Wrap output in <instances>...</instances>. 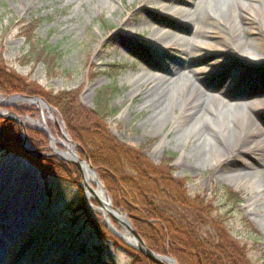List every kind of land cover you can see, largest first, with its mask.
<instances>
[{
  "label": "rangeland",
  "instance_id": "rangeland-1",
  "mask_svg": "<svg viewBox=\"0 0 264 264\" xmlns=\"http://www.w3.org/2000/svg\"><path fill=\"white\" fill-rule=\"evenodd\" d=\"M179 1L184 5L176 3L162 12L168 1L0 0V56L7 70L43 91L52 94L77 92L78 103L85 109H91L98 90L114 84L117 91L109 104L113 114L106 122L107 133L120 146L141 150L154 166L164 157L170 159L171 176L184 184L188 196L212 201L217 209L215 214L227 217L226 228L230 235L246 246L250 262L264 264V160L260 162V153L252 151V154L240 156L247 166L245 174H248L242 178L224 173L223 169L232 164V160L220 158L212 152L206 155L202 166L192 168V150L198 140L196 129L199 124L192 122L189 107L182 108L183 91L180 87L175 97L165 104L166 112L161 121L150 119L151 111L140 102L139 96L147 87L144 84L147 72L158 73L157 64L161 56L182 57L179 46L175 48L172 44H177L178 39L184 36L186 43L180 49L192 47L191 29L181 22L180 15L173 16V11L183 10L187 4V0ZM254 3L264 8L260 0H254ZM141 20L149 25H154L153 22L174 24L184 33L165 29L175 35L173 40L149 45L146 43L148 28L139 25ZM241 20L245 26L258 29L257 16L253 10L244 14ZM28 22H36L32 33L34 39L57 48L61 54L58 69L55 70L57 76L49 77L41 63L22 62L28 52L22 29ZM201 42L207 44L210 51L215 49L216 39H201ZM261 45L264 46V38H261ZM210 51H203L195 60L196 68L210 72L204 76L201 86L215 87L214 93L221 92V87H224L227 91L224 99L228 104L241 103L242 96H237L236 92L238 83L233 77L234 71L223 79L215 76L217 68L208 65L211 61L204 57ZM231 57L238 59L229 52L226 55L220 53L215 59L226 63ZM23 107L28 106L20 105L7 111L15 113L13 110H16L15 114L26 123L25 135L26 128L35 130L33 124L25 121L26 118L35 123H41L44 118L52 136L61 139L53 121L46 120L45 111L42 117L33 107L30 109H33L35 116L33 113H19ZM212 107L218 112L211 118L213 125L219 128L229 124L238 132L242 147L252 149L256 142L264 141L263 108L252 115L254 126L251 127L241 117L249 109L240 107L221 116L223 107L218 104H212ZM53 118L68 135L55 110ZM260 131L263 135H259ZM46 143L49 151L47 140ZM56 147L65 151L60 146ZM76 153L80 157L77 146ZM80 159L85 160L82 157ZM72 181L54 177L45 181L38 169L25 159L0 153V236L12 234L10 242L19 244L9 264H24L29 259V247L24 249L20 244L23 231H29L28 239L31 240L32 248L35 243L40 249L55 243L59 250L62 249V258L73 257L75 264H133L127 248L135 250L122 240V235L127 234V231L104 213L88 188L95 192L96 187L90 181L87 182L88 187L83 185L80 174L76 181ZM225 189L236 193L240 202L235 204L228 200ZM14 209L31 222L32 228L12 233V215L6 214L13 213Z\"/></svg>",
  "mask_w": 264,
  "mask_h": 264
},
{
  "label": "trees",
  "instance_id": "trees-1",
  "mask_svg": "<svg viewBox=\"0 0 264 264\" xmlns=\"http://www.w3.org/2000/svg\"><path fill=\"white\" fill-rule=\"evenodd\" d=\"M35 26L36 22H28L22 29L28 45L22 62L41 63L49 77L57 76L55 70L61 54L57 48L33 38ZM116 91L114 84L103 87L95 93L91 109H85L78 103L77 92L43 91L7 70L0 56V96H39L55 110L80 157L97 173L113 207L129 217L149 250L170 257L177 264H252L246 246L226 228L227 217L215 214L217 209L212 201L189 197L184 184L172 178L170 159L164 157L154 166L141 150L120 146L107 133L106 122L113 114L109 104ZM21 110L18 112L33 113L28 107ZM21 135L18 125L0 118V153L25 159L45 181L50 177L64 181L78 179L73 166L27 155ZM26 135L34 149L47 151L46 140L38 132L26 128ZM225 192L228 200L240 202L236 193L229 189ZM127 251L133 264H151L137 252L128 248Z\"/></svg>",
  "mask_w": 264,
  "mask_h": 264
},
{
  "label": "bare ground",
  "instance_id": "bare-ground-1",
  "mask_svg": "<svg viewBox=\"0 0 264 264\" xmlns=\"http://www.w3.org/2000/svg\"><path fill=\"white\" fill-rule=\"evenodd\" d=\"M160 1H168V5L162 8V12H165L166 9L176 3L184 5L179 0ZM260 2L264 6V0H260ZM185 3H187L185 8L173 11V16L180 15L182 17L181 22L187 24L191 29L192 47L184 50L180 49L186 43L184 36L178 39L177 44H172V47L175 46V48L179 46V53L182 57L161 56L162 59H159V65L157 64L158 73L147 72L144 83L147 87L139 96L140 102L146 109L151 111L150 119L161 121V119H164L166 112L165 104L175 97L179 86L183 91L181 97L182 108L189 107L192 122L196 125L199 124L196 129L198 130V140L192 150V168L202 166L205 163L206 155L212 152L220 158H230L232 160V164L223 169L224 173L230 174V177L242 178L248 174H245L247 166L240 156L252 154V151H256L260 153L259 160L261 162V160H264V141L256 142L252 147L253 150L250 147H242L238 132L229 124L226 123L219 128L213 125L211 118H214L212 116H216L218 112L212 107V104L223 107L221 116L240 107L249 109L250 111L248 113L243 112L241 117L242 121L251 127L254 126L251 122L252 115L254 116L255 111L264 109V99H260V97H264V46L261 45V38H264V8L255 5L254 0H187ZM250 10H253V13L257 16L258 29L256 30L245 26L241 20L242 16ZM153 23L154 25H149L146 21L141 20L139 24L143 28H148L146 43L149 45L173 40L175 35L168 30L184 33L179 26L174 24ZM201 39H216L215 49L210 51L207 48L208 45L201 42ZM205 50L211 52L208 55L204 54V57L210 59L211 63L208 65L217 68L214 73L219 79L227 77L231 71H234L233 77L238 83L237 96H242L240 105H231L225 101L224 96L226 97L227 91L224 87H221V92L214 93L215 87L203 88L201 86L204 76L210 74V72L204 68H196L195 60ZM228 52L233 56H237L238 59L234 60L231 57L226 63L215 59L220 53L226 55ZM145 53L148 55V50L145 49ZM259 135H263L261 131ZM254 156L256 157V155ZM85 176L88 181L94 182L93 177L87 171ZM94 193L99 198L102 209L106 214V211H109L108 201L100 188L96 189ZM262 196L264 197V195ZM7 213L6 215H12L14 227L12 233L32 228L31 222L20 212L14 209L13 213ZM35 226H38V224ZM28 232L23 231L24 234H22V240L20 241L24 249L29 247V254H27L29 259L24 264H30L31 262L36 264L76 263L73 257L62 258V249L59 250L55 243L41 249L38 248V243H35V247L32 248L31 240L28 239ZM11 235L0 236V264H9L11 255L18 249L19 244L16 245L10 242L12 240ZM122 237L129 244H132L126 235H122Z\"/></svg>",
  "mask_w": 264,
  "mask_h": 264
},
{
  "label": "water",
  "instance_id": "water-1",
  "mask_svg": "<svg viewBox=\"0 0 264 264\" xmlns=\"http://www.w3.org/2000/svg\"><path fill=\"white\" fill-rule=\"evenodd\" d=\"M20 105L29 106L31 108L33 107L37 109L41 117L43 111H45L47 114L46 120L53 121V124L60 133L61 139L54 138L52 136L51 131L48 129L44 118L42 119L41 123H35L33 122V120L27 119V121L30 124L34 125L35 130L40 132L46 138L49 148L48 152L43 153L36 151L28 142L27 137L25 135L26 123H24L18 115L7 111L8 108H17ZM53 113L54 110L49 105H47L42 99L37 97L15 95L8 98H3L0 96V118L6 121L13 122L21 128L22 148L27 155L33 157L53 159L74 166L81 176L82 184L86 186L88 180L86 179L85 172L87 171V173H89L94 179L95 183L92 182L93 185L96 187V189L98 188L101 189L102 194L105 196V199L108 201L109 211L108 210L106 211V215L111 217L112 220H114L117 224H119L122 228H124L127 231V234H125L127 237L130 236L128 238L131 240L132 244H129L127 241H125L122 238L123 243L129 248L135 250L139 255L143 256L147 261H149L152 264H177L176 261L173 260L172 258L156 254L151 250H149L146 244L144 243V241L140 238V236L136 233V231L132 227L129 217L119 209H116L112 206L111 201L107 196L104 187L101 184L96 172L90 166V164L86 163L85 160L80 159V157L77 155L76 145L72 143L68 135L64 133L65 130L64 127L61 128L57 123V121L53 118ZM56 146H60L65 151L59 150ZM88 188L90 190V193L93 195V197H95L97 203L102 207L99 198L95 196V193L92 191L90 187ZM107 220H108V224H110L109 218H107ZM110 225L112 227V224ZM111 231L116 235V237H118L117 236L118 234H116L112 229Z\"/></svg>",
  "mask_w": 264,
  "mask_h": 264
}]
</instances>
